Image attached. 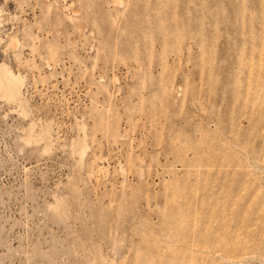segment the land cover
Wrapping results in <instances>:
<instances>
[{
    "label": "rangeland",
    "instance_id": "1",
    "mask_svg": "<svg viewBox=\"0 0 264 264\" xmlns=\"http://www.w3.org/2000/svg\"><path fill=\"white\" fill-rule=\"evenodd\" d=\"M0 264H264V0H0Z\"/></svg>",
    "mask_w": 264,
    "mask_h": 264
},
{
    "label": "bare ground",
    "instance_id": "2",
    "mask_svg": "<svg viewBox=\"0 0 264 264\" xmlns=\"http://www.w3.org/2000/svg\"><path fill=\"white\" fill-rule=\"evenodd\" d=\"M8 74L10 76V79L12 80V82L15 84V85H18L19 87H22L23 85V80L21 79V77L19 76H16L15 74H13L11 71H8ZM9 80V79H8ZM4 81V80H3ZM2 83V82H1ZM3 85V84H2Z\"/></svg>",
    "mask_w": 264,
    "mask_h": 264
}]
</instances>
